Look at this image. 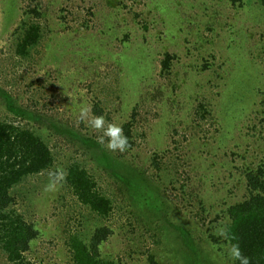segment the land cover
Listing matches in <instances>:
<instances>
[{"label": "rangeland", "instance_id": "rangeland-1", "mask_svg": "<svg viewBox=\"0 0 264 264\" xmlns=\"http://www.w3.org/2000/svg\"><path fill=\"white\" fill-rule=\"evenodd\" d=\"M33 7L40 17L29 12ZM31 21L39 22L41 36L19 57L17 35ZM166 52L174 59L163 72ZM236 86L241 90L230 96ZM2 91L39 118L15 120ZM95 103L105 127L121 126L135 113L131 149L112 152L107 138L98 142L103 132L87 123L98 116ZM82 106L90 109L84 120ZM262 108L264 11L258 0L240 7L227 0H0V121L30 127L53 154L48 170L10 191L11 207L37 230L26 252L35 264H72L65 246L70 225L85 237L108 226L112 233L98 252L113 264H146L149 254L160 264H232L223 241L226 208L248 194L244 169L264 163ZM48 122L75 136L57 135ZM82 137L99 147L86 146ZM71 162L111 201L109 219L71 200L64 183ZM114 172H141L162 210L155 213L142 196L135 198ZM185 230L189 241L182 238ZM0 264H12L1 250Z\"/></svg>", "mask_w": 264, "mask_h": 264}, {"label": "trees", "instance_id": "trees-1", "mask_svg": "<svg viewBox=\"0 0 264 264\" xmlns=\"http://www.w3.org/2000/svg\"><path fill=\"white\" fill-rule=\"evenodd\" d=\"M227 1L234 7H240L244 2V0ZM258 4L264 11V0H258ZM29 12H32L36 17L41 16L35 7L29 9ZM40 28L39 22L36 21H31L28 24L22 23L21 33L17 35L15 44L17 56L25 57L29 54L30 49L40 39ZM173 59V54L164 53L160 60L163 72L169 71ZM243 82L244 85H249L250 77H244ZM235 89L230 96L237 95L241 87L236 86ZM2 95L7 111L13 115L15 120L39 118L28 107L23 108L17 105L6 92L2 91ZM237 104L245 107L249 105L247 103L246 106V102L243 104L240 101ZM199 107L202 108L200 117L205 118L204 114L207 113L203 110V104H200ZM92 112L96 115L101 114L98 104L93 105ZM134 116L135 113H132L131 119L121 125L124 134L129 138L130 147L128 149L135 145L132 135ZM15 120L0 121V250L5 254L6 260L12 264H35L27 259L26 252L31 241L37 236V230L32 223L27 222L11 207L14 198L10 195V191L25 177L48 170L53 163V154L38 133L30 127L16 124ZM48 128H52L57 135L66 134L70 138L75 136V133L52 122H48ZM81 140L86 146L99 147V143L92 137H82ZM152 161L156 169L159 170L160 166L156 159ZM104 162L111 164L107 158ZM243 173L248 194L226 208L228 222L224 227L223 241L228 243L231 248L232 264H241V261L235 258L237 252L241 257H246L249 264H264V163L256 168L247 167ZM139 174L141 175V172ZM114 175L122 182L121 185L124 189L135 193V198L142 196L145 205L153 209L155 213L162 210V200L151 191L152 188L149 189L143 183V179L140 180L142 177L136 172L133 174L127 172L124 175L114 172ZM64 183L71 200L79 207L84 208L86 212L89 211L103 220L112 216L111 201L102 195L94 178L77 162H71L67 166ZM75 218L76 215L70 217L71 221L76 220ZM75 226L70 225L66 228L65 246L70 262L72 264H113L112 261L102 258L98 252L100 243L112 233L111 229L105 225L96 226L91 234L85 237L83 234L81 235L80 231L75 230L77 228ZM182 233V238L189 241L190 233L187 230ZM213 240L218 242L215 237ZM146 264L160 263L155 256L149 254Z\"/></svg>", "mask_w": 264, "mask_h": 264}, {"label": "clouds", "instance_id": "clouds-1", "mask_svg": "<svg viewBox=\"0 0 264 264\" xmlns=\"http://www.w3.org/2000/svg\"><path fill=\"white\" fill-rule=\"evenodd\" d=\"M89 112L90 109L87 106H82L80 109V119L84 120L88 118ZM87 123L92 129L103 132V135L98 138V142L103 145L105 138H107L106 147L109 151L123 153L130 147L129 138L124 134L123 128L114 123H108L105 127L106 120L103 115H94L90 119H87ZM58 178L62 179L63 177L58 174ZM49 187L51 188L53 185H49ZM235 258L239 259L241 264H249L248 259L241 257L238 252L235 254Z\"/></svg>", "mask_w": 264, "mask_h": 264}]
</instances>
